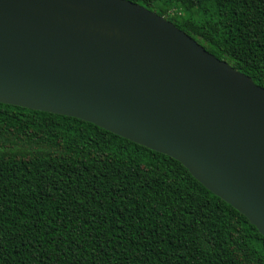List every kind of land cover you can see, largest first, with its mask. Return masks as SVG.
I'll return each instance as SVG.
<instances>
[{
  "label": "trees",
  "instance_id": "trees-1",
  "mask_svg": "<svg viewBox=\"0 0 264 264\" xmlns=\"http://www.w3.org/2000/svg\"><path fill=\"white\" fill-rule=\"evenodd\" d=\"M264 90V0H126ZM0 264H264V238L178 161L0 104Z\"/></svg>",
  "mask_w": 264,
  "mask_h": 264
},
{
  "label": "water",
  "instance_id": "water-1",
  "mask_svg": "<svg viewBox=\"0 0 264 264\" xmlns=\"http://www.w3.org/2000/svg\"><path fill=\"white\" fill-rule=\"evenodd\" d=\"M0 104L182 164L264 238V90L126 0H0Z\"/></svg>",
  "mask_w": 264,
  "mask_h": 264
}]
</instances>
